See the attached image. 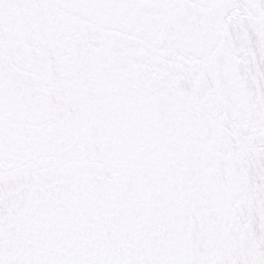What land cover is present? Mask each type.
<instances>
[{
	"label": "snow or ice",
	"instance_id": "1",
	"mask_svg": "<svg viewBox=\"0 0 264 264\" xmlns=\"http://www.w3.org/2000/svg\"><path fill=\"white\" fill-rule=\"evenodd\" d=\"M0 264H264V0H0Z\"/></svg>",
	"mask_w": 264,
	"mask_h": 264
}]
</instances>
